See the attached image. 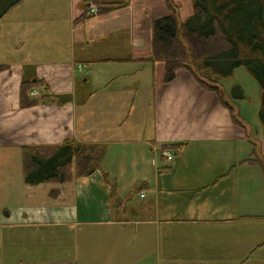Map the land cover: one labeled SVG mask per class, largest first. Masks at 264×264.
Returning a JSON list of instances; mask_svg holds the SVG:
<instances>
[{
    "label": "crops",
    "instance_id": "obj_1",
    "mask_svg": "<svg viewBox=\"0 0 264 264\" xmlns=\"http://www.w3.org/2000/svg\"><path fill=\"white\" fill-rule=\"evenodd\" d=\"M168 9L21 0L0 19V264H264V195L251 189L264 168L245 162H264L263 131L236 116V83L218 81L240 124L188 70L165 82L150 57ZM35 79L47 85L37 99L60 104L21 107V83ZM65 141L105 146L101 167L65 183L9 181L23 146ZM177 144L168 161L160 147Z\"/></svg>",
    "mask_w": 264,
    "mask_h": 264
},
{
    "label": "trees",
    "instance_id": "obj_2",
    "mask_svg": "<svg viewBox=\"0 0 264 264\" xmlns=\"http://www.w3.org/2000/svg\"><path fill=\"white\" fill-rule=\"evenodd\" d=\"M20 1L0 0V19ZM166 1L172 13L153 22L150 57L153 62L163 63L165 82L172 81L179 69L188 70L204 87L219 94L220 103L229 109L233 121L240 124L227 99L221 96L218 81L244 67L259 86L258 118L264 138V0H191L193 13L183 23L177 18L178 6L172 0ZM97 9L98 13L108 11L99 5ZM5 69L0 65V71ZM208 70L214 78L204 77ZM35 87L46 89L47 85L38 79L21 83V107H31L39 100L60 104L56 97L43 96L38 100L30 96V90ZM228 98L231 101L245 98L240 84L232 86ZM181 147L182 144L165 146L175 151ZM105 154L103 145L71 141L56 146H23V180L36 185L65 183L74 177H87L101 167ZM245 162L258 163L264 168L263 160L256 156Z\"/></svg>",
    "mask_w": 264,
    "mask_h": 264
},
{
    "label": "rangeland",
    "instance_id": "obj_3",
    "mask_svg": "<svg viewBox=\"0 0 264 264\" xmlns=\"http://www.w3.org/2000/svg\"><path fill=\"white\" fill-rule=\"evenodd\" d=\"M172 2L178 6L177 18L179 22L181 20L180 23H183L193 13L192 1L191 0H172ZM169 13H172V11L168 9V14ZM234 83L240 84L244 92V96H245L243 100L237 102L236 108L238 110L236 111V116L242 120L243 124L247 128L248 134L249 133H253L256 135L260 134V129L261 131H263V129H262L260 120L258 118V110L260 106V90H259L257 81L248 73V71L244 67H239L234 70L231 76L223 80V85L227 89V92L229 91V88ZM256 155L261 157V154H259L258 147H257ZM256 170H258L259 176L251 175V177H257L254 187L252 186L251 189H253L254 193L259 194L260 197L263 199L264 169H262L261 167H256ZM19 174L22 175V169L21 171H18V178L15 179L12 175H10L9 181L20 183L23 180L22 179L23 177H20ZM5 201H6L5 196L1 194L0 202L4 203ZM261 209H264V207H261ZM263 213H264V210H263Z\"/></svg>",
    "mask_w": 264,
    "mask_h": 264
},
{
    "label": "built area",
    "instance_id": "obj_4",
    "mask_svg": "<svg viewBox=\"0 0 264 264\" xmlns=\"http://www.w3.org/2000/svg\"><path fill=\"white\" fill-rule=\"evenodd\" d=\"M89 11L91 13H96L97 9L94 7H90ZM32 96H37L39 95V90L38 89H33L30 93ZM161 148V147H160ZM162 154L165 156V158L170 161L173 160L174 152L172 150H163Z\"/></svg>",
    "mask_w": 264,
    "mask_h": 264
}]
</instances>
